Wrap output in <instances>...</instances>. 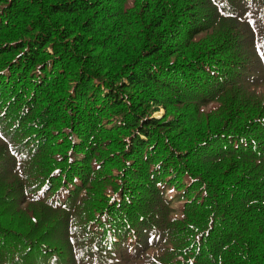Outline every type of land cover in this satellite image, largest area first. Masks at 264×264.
<instances>
[{"label": "trees", "instance_id": "16d2710c", "mask_svg": "<svg viewBox=\"0 0 264 264\" xmlns=\"http://www.w3.org/2000/svg\"><path fill=\"white\" fill-rule=\"evenodd\" d=\"M0 264H264V0H0Z\"/></svg>", "mask_w": 264, "mask_h": 264}, {"label": "rangeland", "instance_id": "374dc122", "mask_svg": "<svg viewBox=\"0 0 264 264\" xmlns=\"http://www.w3.org/2000/svg\"><path fill=\"white\" fill-rule=\"evenodd\" d=\"M163 114V111L161 110L158 115Z\"/></svg>", "mask_w": 264, "mask_h": 264}]
</instances>
